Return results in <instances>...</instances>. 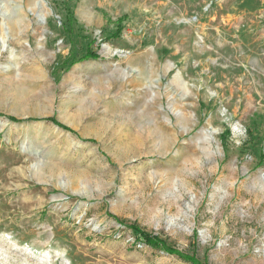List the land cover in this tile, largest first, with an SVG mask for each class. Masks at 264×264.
<instances>
[{"label":"rangeland","instance_id":"374dc122","mask_svg":"<svg viewBox=\"0 0 264 264\" xmlns=\"http://www.w3.org/2000/svg\"><path fill=\"white\" fill-rule=\"evenodd\" d=\"M0 114V264H264V0H0Z\"/></svg>","mask_w":264,"mask_h":264},{"label":"trees","instance_id":"16d2710c","mask_svg":"<svg viewBox=\"0 0 264 264\" xmlns=\"http://www.w3.org/2000/svg\"><path fill=\"white\" fill-rule=\"evenodd\" d=\"M121 18L118 19L119 22H121ZM118 22V24H119ZM122 28L121 27H117L115 32L111 35V37H118L120 32H121ZM98 58V54L96 51H93L91 49H87L85 54L80 58L81 61L83 60H87V59H96ZM1 115V114H0ZM8 119L13 121V122H22V121H49L54 123L55 125L59 126L62 129L68 130L67 127H65L64 125H62L61 123H59L58 121H56V119L54 117H44V118H26V119H17L13 116H8ZM227 132V131H226ZM132 232L134 233L137 241L142 242L144 244L147 245H153L163 251H165L168 254H172L177 256L178 258L187 261L191 264H207L205 262H200L199 260H197L194 256L185 254L175 248L169 247L164 240H162L160 237H158L155 234L152 233H148L146 231H143L141 228H139L137 225L135 224H130L128 226Z\"/></svg>","mask_w":264,"mask_h":264},{"label":"bare ground","instance_id":"6f19581e","mask_svg":"<svg viewBox=\"0 0 264 264\" xmlns=\"http://www.w3.org/2000/svg\"><path fill=\"white\" fill-rule=\"evenodd\" d=\"M106 48L108 49L109 47L107 46Z\"/></svg>","mask_w":264,"mask_h":264}]
</instances>
